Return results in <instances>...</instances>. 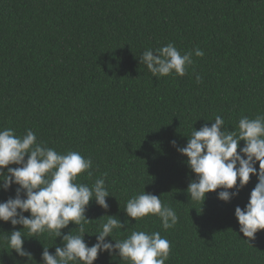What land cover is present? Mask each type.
I'll return each mask as SVG.
<instances>
[{"label":"trees","instance_id":"16d2710c","mask_svg":"<svg viewBox=\"0 0 264 264\" xmlns=\"http://www.w3.org/2000/svg\"><path fill=\"white\" fill-rule=\"evenodd\" d=\"M168 43L192 53L183 77H153L140 63L145 50ZM217 115L229 131L243 116L264 115V0H0V131L31 130L42 146L91 159L92 176L75 183L103 179L110 196L107 210L94 200L86 209L89 246L111 215L128 221L115 241L160 232L170 242L165 264H264V230L248 240L234 215L257 178L228 202L211 192L201 205L186 191L195 175L171 144L186 146L192 126H210ZM15 188L0 191V202ZM143 191L176 212L173 228L154 215L127 217V201ZM14 230L28 262L8 246ZM68 232L80 234L79 226L70 222ZM61 240L0 221V264H42L43 247L54 254ZM94 264L126 262L104 252Z\"/></svg>","mask_w":264,"mask_h":264},{"label":"clouds","instance_id":"9594fccd","mask_svg":"<svg viewBox=\"0 0 264 264\" xmlns=\"http://www.w3.org/2000/svg\"><path fill=\"white\" fill-rule=\"evenodd\" d=\"M194 53L196 57L204 55L198 48ZM191 57V52L181 55L174 44L168 43L155 51L145 50L139 59L153 77L173 74L183 77L193 64ZM195 79L200 82L201 77L196 75ZM224 124V119L217 115L210 126L205 124L199 130L192 126L186 146L178 147L175 141L171 144L186 157L187 167L195 175L186 191L192 201L201 205L211 192L228 202L249 183L250 177L257 178L248 203L234 211L239 231L252 240L259 230H264V115L253 119L243 116L237 131L226 130ZM240 141L244 142L243 146ZM91 168L90 158L75 151L60 154L42 146L31 130H26L22 137L11 128L0 131V191L7 192L16 185L15 195L0 202V221L27 228L31 237L45 232L55 238L62 237V247L57 246L54 254L43 247L42 264H94L104 252L119 256L126 264H165L170 242L160 232L132 231L127 238L115 241L111 236L113 231L125 229L128 223H122L116 216L106 215L108 219L95 234L94 244L89 246L85 242L84 224L91 221L85 213L90 201L107 210L106 197L110 196L103 179L95 180L91 188L75 183L81 173L87 172L91 177ZM234 188L235 191H229ZM124 212L134 221L154 215L164 230L178 222L176 212L163 205L160 196L145 191L130 198ZM70 222L79 226L80 234L62 233ZM24 239L21 230H14L8 237V246L28 262L33 257L24 249Z\"/></svg>","mask_w":264,"mask_h":264}]
</instances>
